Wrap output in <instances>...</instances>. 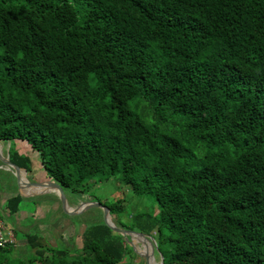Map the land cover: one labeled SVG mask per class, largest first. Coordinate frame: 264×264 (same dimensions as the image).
<instances>
[{
    "label": "trees",
    "instance_id": "1",
    "mask_svg": "<svg viewBox=\"0 0 264 264\" xmlns=\"http://www.w3.org/2000/svg\"><path fill=\"white\" fill-rule=\"evenodd\" d=\"M15 141L74 199L95 176L152 197L157 214L123 228L163 264H264V0H0V143L31 173ZM22 235L29 255L0 248V264L132 252L102 214L80 248Z\"/></svg>",
    "mask_w": 264,
    "mask_h": 264
},
{
    "label": "rangeland",
    "instance_id": "2",
    "mask_svg": "<svg viewBox=\"0 0 264 264\" xmlns=\"http://www.w3.org/2000/svg\"><path fill=\"white\" fill-rule=\"evenodd\" d=\"M32 154L34 155L33 157L34 162H36L37 164L36 167L40 168L41 165H40L39 155L37 156V154L34 152ZM32 162H33V159H32ZM34 169L36 170L38 168H34ZM38 172L39 171H37V173ZM7 176L5 175V173L0 174V187L5 188V189H7L8 184L12 181V179L11 180L8 179L9 177L7 178ZM29 176H32V175H29ZM87 184H88V187L86 188L87 190H85L84 194L79 195L78 199H74L71 194L65 191V195H66V198L69 204L72 207H75L81 201H92V202L101 203L104 206H108L112 204L113 202L121 200L122 205L124 206L123 213L121 215H116V216H111V217H112L113 222L116 225L118 224L122 228L123 227L129 228L134 225L135 223L133 220L134 215H144V214L156 215L158 212L156 202L154 201L152 197L135 195L132 192L131 188L127 185H124L120 181H118L117 177H112L107 181L100 182L99 177L95 176L91 180H89ZM11 190H15V188L11 187ZM101 214L102 213L100 209L93 207V208L88 209L87 211H84L83 213L77 216H70V218H72L71 222H72L73 228L71 226L69 227V229H71L69 231L70 237L67 236V240H66L67 244L70 245L69 247H75V246H76L75 248L79 247V243L81 244L82 240L80 241V239L76 238V236H78V234L80 233H83L84 229L87 226L98 222L101 219ZM9 217H10L9 221L12 223V225L14 226V229L16 230L15 237L17 240L20 241L21 239L25 237L24 235H22L19 228L18 229L16 228V222L21 227L23 225H26V226L28 225L29 227L30 226L32 227L31 221L24 220L23 222L22 221L20 222L17 220V217H15L14 215H10ZM51 220H52L51 216H48L46 219V222H49ZM34 226L32 230H34L36 233L39 232L38 224ZM135 242L137 246L141 249H145V246H146V245L144 246L143 242H146L148 245H150L147 241L143 239H140V241L136 240ZM165 251L166 249L165 248L162 249L161 247H159V249L158 248L156 249V247L153 249V264H163V254L166 253ZM15 252L17 256L21 258H24L26 255H29V253L27 252L25 248L24 249L18 248V251L13 250V253ZM128 253L129 254L125 257V260L129 258L128 260H130L134 264H143L141 259L136 257V255L133 252H128ZM125 262L126 261H123L121 262V264H125Z\"/></svg>",
    "mask_w": 264,
    "mask_h": 264
},
{
    "label": "crops",
    "instance_id": "3",
    "mask_svg": "<svg viewBox=\"0 0 264 264\" xmlns=\"http://www.w3.org/2000/svg\"><path fill=\"white\" fill-rule=\"evenodd\" d=\"M10 146H11L10 143H7V144L0 143V148H1L2 153L5 152L4 154H8V149ZM13 146L17 154L26 155L28 157L30 156L31 161L33 159V162H32L33 169L31 173L26 174V177L28 178L29 181H42V180H45L46 178H49L45 170L42 168V166H40V168L36 167L37 164L36 162H34V158H33L34 155L32 154L33 151L26 143L22 141H15L13 143ZM3 168L4 167L0 162V170L6 172V170H4ZM34 168H38V169L35 170ZM37 171L39 172L37 173ZM29 175H32V176H29ZM13 186H14V183L13 181H11L8 184L7 189L0 187V219L7 229L15 232L16 230L14 229V226L12 225V223L9 221L10 215L8 214L7 209H6L7 200L17 194L20 195L19 192L17 191V188L15 190H11V187ZM55 197L56 195L51 192H48L42 195H36V196L23 195L22 197L23 200L19 204L18 212L14 216L17 217V220L20 222L21 221L23 222L24 220H30L32 227L31 226L29 227L28 225L27 226L23 225L21 227L16 222V228L17 229L19 228L21 233L25 234L30 231H34L32 230V228L35 227L34 225L38 224V228H39L38 231L40 232V234L39 232L37 233L41 238H43L44 240H47L48 244L52 246L65 245L69 247L70 245L67 244L66 240H67V236L70 237L69 231L71 229H69V227L71 226L73 228V225L71 222L72 218H70V216L63 215L59 211L58 203ZM48 216H51L52 220L49 222H46V219ZM33 233H36V232L34 231ZM80 234H78L76 238L80 239ZM15 241H16V245L13 246L15 251H18V248L26 249V239L25 238L19 241L15 237ZM143 243H144V246L146 245L150 249V245H148L146 242H143ZM80 246L81 244L79 243L78 248H80ZM146 246L145 248L147 249ZM15 255L17 256L16 252L13 253L14 257ZM128 259L129 258H127L126 260L124 259V261H126L125 264H134Z\"/></svg>",
    "mask_w": 264,
    "mask_h": 264
},
{
    "label": "water",
    "instance_id": "4",
    "mask_svg": "<svg viewBox=\"0 0 264 264\" xmlns=\"http://www.w3.org/2000/svg\"><path fill=\"white\" fill-rule=\"evenodd\" d=\"M0 162L3 165V169L9 172L14 179L17 191L23 197L42 195L47 192L54 193L57 198L59 211L65 216H77L90 208L96 207L101 210L102 221L111 231L120 235L123 238L125 244H127L132 252L138 256L143 264H153V249L157 244L153 237L141 232L128 230L117 226L110 214L109 208L98 202L81 201L75 207H72L65 195V191L60 185L53 179L46 178L42 181H29L26 177L27 172L24 169L18 167L15 163L9 160L8 154H4L0 148ZM140 238L147 241L151 247L150 249H141L137 246L136 240L140 241ZM162 258V257H161Z\"/></svg>",
    "mask_w": 264,
    "mask_h": 264
},
{
    "label": "built area",
    "instance_id": "5",
    "mask_svg": "<svg viewBox=\"0 0 264 264\" xmlns=\"http://www.w3.org/2000/svg\"><path fill=\"white\" fill-rule=\"evenodd\" d=\"M15 245L16 241L13 232L7 229L3 222L0 220V248H6L8 246Z\"/></svg>",
    "mask_w": 264,
    "mask_h": 264
},
{
    "label": "flooded vegetation",
    "instance_id": "6",
    "mask_svg": "<svg viewBox=\"0 0 264 264\" xmlns=\"http://www.w3.org/2000/svg\"><path fill=\"white\" fill-rule=\"evenodd\" d=\"M136 257H138V256H136ZM139 258V257H138Z\"/></svg>",
    "mask_w": 264,
    "mask_h": 264
},
{
    "label": "bare ground",
    "instance_id": "7",
    "mask_svg": "<svg viewBox=\"0 0 264 264\" xmlns=\"http://www.w3.org/2000/svg\"><path fill=\"white\" fill-rule=\"evenodd\" d=\"M141 239V238H140Z\"/></svg>",
    "mask_w": 264,
    "mask_h": 264
}]
</instances>
